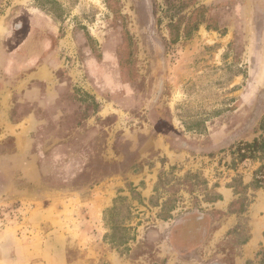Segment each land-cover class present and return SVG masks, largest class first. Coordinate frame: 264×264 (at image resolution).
I'll return each mask as SVG.
<instances>
[{"label":"rangeland","instance_id":"rangeland-1","mask_svg":"<svg viewBox=\"0 0 264 264\" xmlns=\"http://www.w3.org/2000/svg\"><path fill=\"white\" fill-rule=\"evenodd\" d=\"M257 139L264 0H0V264H264Z\"/></svg>","mask_w":264,"mask_h":264},{"label":"crops","instance_id":"crops-1","mask_svg":"<svg viewBox=\"0 0 264 264\" xmlns=\"http://www.w3.org/2000/svg\"><path fill=\"white\" fill-rule=\"evenodd\" d=\"M26 244H27L26 248L28 249L30 255L29 262L27 264H65V263L68 264V261L65 259V257L64 259L61 258V262L57 261L56 263H53L50 260V258H47L45 255H43L42 252L44 247L43 245L40 246L33 245L34 243L32 242L31 244V241H28Z\"/></svg>","mask_w":264,"mask_h":264},{"label":"trees","instance_id":"trees-1","mask_svg":"<svg viewBox=\"0 0 264 264\" xmlns=\"http://www.w3.org/2000/svg\"><path fill=\"white\" fill-rule=\"evenodd\" d=\"M244 149L250 151L252 154H255L256 152H264V139H257L255 140L253 143H247L244 145L243 148H240V152L244 151ZM242 157L243 158H246L248 156H251V155H248V154H244V153H241Z\"/></svg>","mask_w":264,"mask_h":264},{"label":"flooded vegetation","instance_id":"flooded-vegetation-1","mask_svg":"<svg viewBox=\"0 0 264 264\" xmlns=\"http://www.w3.org/2000/svg\"><path fill=\"white\" fill-rule=\"evenodd\" d=\"M170 238V237H169ZM179 253V252H178Z\"/></svg>","mask_w":264,"mask_h":264}]
</instances>
